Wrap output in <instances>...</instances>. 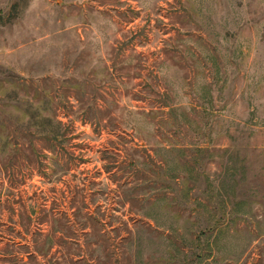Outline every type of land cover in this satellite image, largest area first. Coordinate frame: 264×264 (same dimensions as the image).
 <instances>
[{
	"label": "rangeland",
	"instance_id": "1",
	"mask_svg": "<svg viewBox=\"0 0 264 264\" xmlns=\"http://www.w3.org/2000/svg\"><path fill=\"white\" fill-rule=\"evenodd\" d=\"M0 264H264V0H0Z\"/></svg>",
	"mask_w": 264,
	"mask_h": 264
},
{
	"label": "trees",
	"instance_id": "2",
	"mask_svg": "<svg viewBox=\"0 0 264 264\" xmlns=\"http://www.w3.org/2000/svg\"><path fill=\"white\" fill-rule=\"evenodd\" d=\"M48 135L49 136H47V137H49V140H52V139H55V138L58 137V133H55V134H52V135L48 134Z\"/></svg>",
	"mask_w": 264,
	"mask_h": 264
}]
</instances>
